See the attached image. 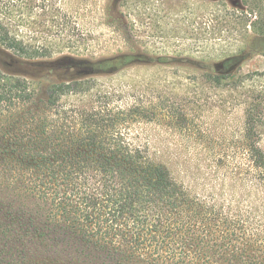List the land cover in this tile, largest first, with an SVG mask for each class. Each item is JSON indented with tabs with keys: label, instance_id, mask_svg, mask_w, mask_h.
<instances>
[{
	"label": "trees",
	"instance_id": "trees-1",
	"mask_svg": "<svg viewBox=\"0 0 264 264\" xmlns=\"http://www.w3.org/2000/svg\"><path fill=\"white\" fill-rule=\"evenodd\" d=\"M216 2L230 11L207 21L246 34L240 50L207 61L146 50L46 60L0 15V264H264L259 104L214 135L199 122L196 79L182 90L189 108L156 79L119 78L184 61L203 86L233 92L244 61L264 56V0L202 5ZM185 132L183 144L174 135Z\"/></svg>",
	"mask_w": 264,
	"mask_h": 264
},
{
	"label": "rangeland",
	"instance_id": "rangeland-1",
	"mask_svg": "<svg viewBox=\"0 0 264 264\" xmlns=\"http://www.w3.org/2000/svg\"><path fill=\"white\" fill-rule=\"evenodd\" d=\"M42 2L35 0L30 7V0H0V15L7 16L5 20L9 29L33 48H38L46 60L65 54L96 60L137 50L157 55L181 52L202 61L218 60L225 57L224 53L240 50L246 34L242 26H223L207 21L211 10L216 9L220 14L230 11L224 2L212 3L216 6L208 8L202 5L203 0H46L53 11L45 14L39 7ZM25 4L28 6L24 7ZM190 65L181 61L177 65L127 70L119 78H147L152 85V79H156L165 85L159 89H165L170 95L173 91L178 94L176 98L183 97L185 101L187 96L183 87L194 88L196 79L204 99L199 122L214 135L245 125L247 111L256 103L259 104L253 106L258 109L256 118L264 124V96L259 95L264 94L263 55L244 61L239 73L244 79L237 83L233 92L230 91L233 88L230 82L222 87L203 86L199 73ZM256 72L262 74L250 77ZM233 80L237 81V76ZM150 89L151 85L148 91ZM186 103L191 108L192 105ZM162 129L170 138L172 133L168 132L167 126ZM174 136L183 144L189 139L187 132ZM177 172L190 182L180 168ZM2 255L12 258L11 252L2 251Z\"/></svg>",
	"mask_w": 264,
	"mask_h": 264
}]
</instances>
